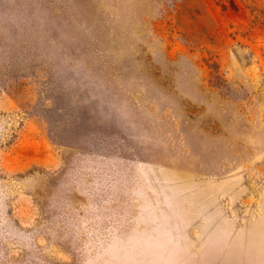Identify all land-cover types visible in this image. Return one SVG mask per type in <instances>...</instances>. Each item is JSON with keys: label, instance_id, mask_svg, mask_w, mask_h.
Listing matches in <instances>:
<instances>
[{"label": "rangeland", "instance_id": "1", "mask_svg": "<svg viewBox=\"0 0 264 264\" xmlns=\"http://www.w3.org/2000/svg\"><path fill=\"white\" fill-rule=\"evenodd\" d=\"M0 264H264V0H0Z\"/></svg>", "mask_w": 264, "mask_h": 264}]
</instances>
